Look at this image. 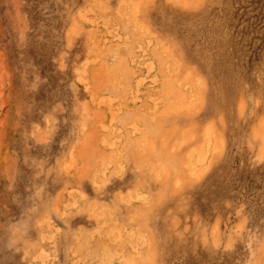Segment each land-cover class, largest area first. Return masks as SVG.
Returning a JSON list of instances; mask_svg holds the SVG:
<instances>
[{"label":"rangeland","instance_id":"rangeland-1","mask_svg":"<svg viewBox=\"0 0 264 264\" xmlns=\"http://www.w3.org/2000/svg\"><path fill=\"white\" fill-rule=\"evenodd\" d=\"M0 264H264V0H0Z\"/></svg>","mask_w":264,"mask_h":264}]
</instances>
